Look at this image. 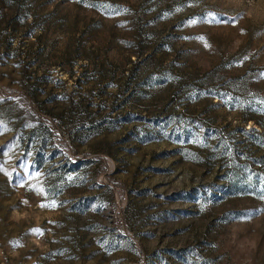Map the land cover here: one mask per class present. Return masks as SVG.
<instances>
[{
    "label": "rangeland",
    "instance_id": "374dc122",
    "mask_svg": "<svg viewBox=\"0 0 264 264\" xmlns=\"http://www.w3.org/2000/svg\"><path fill=\"white\" fill-rule=\"evenodd\" d=\"M0 264H264V0H0Z\"/></svg>",
    "mask_w": 264,
    "mask_h": 264
},
{
    "label": "trees",
    "instance_id": "16d2710c",
    "mask_svg": "<svg viewBox=\"0 0 264 264\" xmlns=\"http://www.w3.org/2000/svg\"><path fill=\"white\" fill-rule=\"evenodd\" d=\"M242 128H243L244 131H250V129L245 127L244 124H242ZM252 129H254V128H252Z\"/></svg>",
    "mask_w": 264,
    "mask_h": 264
}]
</instances>
